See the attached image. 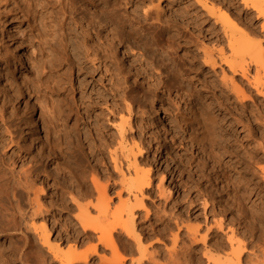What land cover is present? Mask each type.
Wrapping results in <instances>:
<instances>
[{"label":"rangeland","instance_id":"374dc122","mask_svg":"<svg viewBox=\"0 0 264 264\" xmlns=\"http://www.w3.org/2000/svg\"><path fill=\"white\" fill-rule=\"evenodd\" d=\"M190 1L193 2L194 0ZM219 1L224 3V8L232 3L231 0ZM33 2L36 3L35 0L32 2L10 0L7 4L9 6L12 5L19 11L26 3L33 4ZM146 3L151 6V3ZM180 3H182L181 0L153 1V5L158 4V10L164 18L175 9L180 8L182 6ZM235 5L237 9L239 7L243 11L239 0ZM82 6V9L87 14L94 10L92 6H84V4ZM195 6L193 4V9L196 8ZM37 8L43 10L42 15L45 11L50 12V7L45 10L40 9L38 5ZM232 9H234L232 10V17L238 18L242 11L236 8ZM199 11L202 17H207L203 9H199ZM248 11L250 14L244 19V22L254 28V32L249 34L248 38L251 37L254 41L260 40L261 46L264 48V30L260 28L263 19L255 18V12L252 10ZM29 16L27 20H20L19 17L13 19L2 16L0 18V174H2L0 176H4V180L3 177H0V184L5 181V176L14 177L15 179L17 174H20L23 169L32 164V160H38L40 165L39 175L32 180V185L34 186L30 190L28 202L25 197L21 199V201L24 200L25 204L20 202L22 209L27 214L25 220L28 223L35 220L36 223H34L36 225L45 220L47 228L49 226L50 243L64 238L63 242L65 243L63 244L62 242L64 249L73 240V234L71 236L69 229L74 227L77 230L76 233L80 232L77 233L78 237H75L76 240L78 239V247L83 243L79 249H85L96 243L95 237L98 235L99 230L88 231V234L92 236L90 235L91 239L87 238V240V234L84 236L85 233H82L80 223L75 220L73 215H84L87 213L89 217L94 218L96 221H101L96 226L99 224L101 226L102 223V227L106 228L110 225V220L112 219L110 212L118 204L119 198H127L126 191L122 190L120 186V175L113 167L110 154L112 152L114 154L115 151L119 152L118 142L116 143L119 140V133H116L118 132L117 126L121 115L126 113L124 109L129 103L132 110L131 118L133 119L130 118L131 130L129 129L125 132L126 144L129 147L132 144V140H135V138L138 140V137L143 136L144 133H146L145 136H148L149 140L146 139L142 147L145 150L144 158L149 162H143V160L139 161V163L143 172H146L149 168L147 163L151 162L153 164L151 166L152 169L149 171L150 174L152 173L153 186L151 190L146 192V197L143 199L144 205L149 209L150 217L144 218V209L135 210V227L141 242L139 241V244H136L137 242L134 239L124 233L121 236L123 239L121 237L118 239V246L120 245L119 255L125 258L123 264H137V261H141L144 264H215L207 261L203 252L207 249L210 250V252L208 251L209 254L215 258L219 257L220 260L229 259L231 254L228 253L231 252L228 251L238 245L237 243L230 245L226 242V235L231 233V229H235L237 240L245 246L244 252L240 256L239 261L242 262L240 263L264 264V171H262L264 167L261 168V166H264V158H256L255 161L257 159L258 161L252 165V170L246 168V161L238 156L244 150L242 149L244 145L241 146L240 144L241 142L245 144L243 137L245 130L240 123L233 121V117H235L245 122L246 117L244 115L247 112L254 113V117L252 114L253 126L257 127V132H254V139H256L255 142L260 141L263 145L264 137L261 136L264 135V97L257 94L251 86H248L245 92L251 96L242 100L240 97L241 101H239L244 102L242 107L238 105L236 110L226 113L224 110H216L215 106V113L219 116H224L226 125L235 130L230 138L237 137L236 141H226V143H223V147L214 149V153L217 156L216 159H210L207 156L208 150L206 151V149L202 148L201 151V148L186 141L184 137L182 139L181 130L176 128L170 131L169 127L173 121L171 116L172 109L175 110L178 106L181 109L186 107L191 103L193 97L196 100L198 99L199 104L203 100L202 105L205 106L208 105L206 103H209L212 106L218 94H228L226 91L222 92L220 86L212 87L209 82H219L220 67H224L223 65L215 67L213 71L208 66H204L202 70L196 69L188 63L191 59L190 52L195 51V47L189 46L187 36L191 35L192 40L194 36H198V41L201 40V43L209 48L214 47L217 49L220 44L208 38L205 32L199 30L200 27L187 25L184 20L179 21L180 23L178 22L175 26H170L169 30L171 33H177L180 28H185L183 30L190 33L181 37L183 40L180 41L178 46L177 44L160 41L159 44H153L152 47L156 49L158 56L165 59L169 68L179 69V66L181 67L179 80L174 83L173 78H169L166 81L175 86L170 93L165 92L164 88L161 87L156 94L147 96L143 92L144 85L153 82V78L149 76L150 72L155 71L154 69L156 68L157 73L167 79V70L160 69L156 65L147 72L139 71L138 69L142 68L139 65L140 62L135 61L136 63L128 64L125 61L126 59H124V55H122L125 47H121L118 44L116 47L117 58L120 62L124 59L122 62L124 65L123 70L127 72L128 76L127 81L122 86L132 91V94L137 99L142 100L141 110L143 112H141L140 108H136L137 103L129 97L122 100L118 96L112 97L103 93L99 98L97 93L102 90V74L92 72L89 68L90 63H86V66L83 65L80 69L73 67L66 51H56L53 47H48L45 38H39L38 33L44 31L46 25L42 28V21H40L38 16L35 18L32 17V14ZM48 19L43 21L45 23L48 22V29H51L54 38H56L58 33L64 32V30L58 28V24L61 23L60 18L55 16L50 21ZM212 22V18H209L208 25ZM158 23L159 25H164L163 22ZM219 25L221 24L217 23L216 29H219ZM244 26V24H241V28ZM130 28H136L139 31L142 29L138 23L131 24ZM40 39L44 44H38L42 42ZM65 41L80 44L79 39L73 37L69 38V40L65 39ZM89 42L91 43L92 39L87 38L85 45ZM224 44L225 42L221 43V45ZM129 48L131 49L128 50L126 46L128 51L132 50L131 54H135V57H139L138 55L142 52L141 48L135 45H131ZM23 51L27 56L22 57ZM199 54L200 58L202 53L199 51ZM142 58L144 59L145 57L142 56ZM185 61H188L187 64L182 65ZM224 69L226 73L230 74L226 67ZM249 71L250 76L255 73L253 65L249 66ZM261 74L263 72L259 73V75ZM262 77L264 76H259V80L263 79ZM260 81L263 83L264 79ZM93 98L94 101H92ZM115 103L120 104L121 107L123 106V110H116ZM135 108L139 110V113H135ZM260 115L262 116L261 119L258 118ZM34 120L40 125L39 129H33ZM11 136L12 141L9 140ZM228 136L227 134L226 137ZM159 141L163 147L156 150L155 146ZM255 142L253 144L258 149L259 146ZM253 144L251 143L249 147L254 146ZM238 145L240 146L237 147ZM24 153L27 155L21 158L20 156ZM122 164L125 165V162H122ZM123 168L125 169V166ZM220 169L226 170L232 177H238L241 184H239L241 187L239 193L235 194L226 185V182L220 176ZM127 175L125 177H128ZM92 178L97 180L98 186L93 185ZM40 186L43 190L38 192V200L40 204L42 203L41 206L46 205L43 210L46 208L49 210L47 211L46 209V213L43 211L39 213L40 215L37 214L35 217H31V212L28 211L29 209L31 210L30 202L32 200L31 207L36 204L35 200H33L34 192ZM104 186L109 199V214L107 217H102L97 207H95L99 197V190ZM245 189L248 190L246 191ZM119 190L121 195L123 194L120 197L116 194ZM8 192L9 194L11 193L9 189ZM16 196L12 198L13 201H16L15 198H18V194ZM71 197L76 199V203L72 202ZM203 200L205 203H203ZM13 201H11V204L7 200L4 201L8 212L14 211L16 202ZM133 201L134 199L131 197L130 203ZM78 204H81L82 207H85L86 204V207H88L87 211L78 212L77 210L81 209ZM246 207L251 208L250 211ZM250 212L253 213L251 214ZM216 224H220L221 230ZM186 225L199 226L197 237L207 234V227H212V230L208 231L209 234L205 245L200 241L196 244L189 241L185 234ZM214 225L216 226L214 227ZM164 226H168L167 228L170 230ZM61 227L65 230L62 231ZM250 232H253L252 236H250ZM18 234L11 238L1 234L0 249H5L10 239L21 244L20 234ZM174 234L178 235L176 240L173 241ZM35 239H37L35 243H40L37 237ZM212 243L214 244L212 245ZM99 247L97 254L91 255V258L87 261L89 262L88 264H99V256L103 255L109 258L111 255L109 249ZM24 248V252L34 249V247L25 246ZM3 259L4 256L1 251L0 264H25L18 259H15L12 263H6ZM221 264L233 263L227 260Z\"/></svg>","mask_w":264,"mask_h":264},{"label":"bare ground","instance_id":"6f19581e","mask_svg":"<svg viewBox=\"0 0 264 264\" xmlns=\"http://www.w3.org/2000/svg\"><path fill=\"white\" fill-rule=\"evenodd\" d=\"M9 1L10 0H0V18L2 16L13 19L19 17L20 20L23 19L27 20V17H30L29 16L30 14H32L33 18L38 16L40 21H42L41 27L43 28L46 25V29L42 32H39L38 36L39 38L41 37V39L42 38L46 39V43L48 44V47L49 46L53 47L54 49H56V51H60V50L66 51L68 55V59L70 63H72L73 67L80 69L86 63H90L89 68L92 70V72L94 71L96 73L98 72L102 74L101 75L103 76V81L101 84L102 90L101 91L99 90L100 92L97 93V96H99V98L103 95V93L109 94V96L111 95L112 97L118 96L122 100H124L126 97H129L132 99V101L134 100V102L137 103L136 108L137 109L140 108V110H141L142 100L137 99L135 95L132 94V91L127 90L126 87L122 86V84H124L128 78L127 72H124L123 70L124 65L122 62L124 61V59H126L125 61L128 64L133 63L135 61H138V63L140 62L139 65L142 66V68L141 69L139 68L138 70L142 71L143 73L145 71L147 72L148 70L153 69V67H155L156 65L160 69L167 70L166 71L167 79L164 78L165 76L162 77L159 73H157L156 68L154 69L155 71L150 72L149 76L150 78H153V82L152 83L149 82L150 84L144 85L143 93L145 96L156 94L157 90L161 87L164 88L165 92L170 93L172 89L175 88V86L174 84L171 85L166 81L169 78H173L174 83L178 82L177 80H179L181 67L179 66V69L169 68L167 63L165 62V59L161 56H158L156 49H154L152 45L153 44L157 45L159 44L160 41H166L169 44H177L178 46L180 41L183 40L181 37L189 35L190 33L186 30H183L185 28L181 29L180 28L181 26L178 27L180 29L179 31H177V33L174 34L170 32L169 30L170 26H175L179 21L184 20L186 21L187 25H195L196 27L197 26L200 27L199 29L200 31L205 32L206 36L208 35V38H210L211 40L213 39L215 42H218L220 46L217 49L214 47L211 48L206 47L204 44L201 43V40L198 41L199 39L198 36L196 37L194 36L192 40L191 35H189L187 36L188 37L187 43L189 44V46L191 45L194 46L195 51L190 52L191 59L190 62L188 61L187 62L196 69H200V70H202L204 66H208L213 71L214 68L217 66L223 65L224 67H226V70L229 71L230 74L228 72H227L228 74L225 72L224 67H220L221 75H219L220 78L219 82L212 83L213 81H209V80L208 81L210 82L212 87L220 86L221 91L222 92L226 91L228 92V94L227 95L218 94L216 97V101L212 104V106L209 105V103H206L208 105L205 106L202 105L203 100L202 102L200 100L201 104H199V102L197 101L198 99L196 100V98L193 97L191 94L193 98L190 104H188L186 107L182 109L179 106L176 107L175 110L172 109L173 111H171L172 112L171 116L173 117V121H172V125L169 127H170V131L175 130L176 128L178 130H181L183 135L182 139L184 137L186 141L190 142L196 147L201 148V151L202 148L206 149V151L208 150L207 156L210 159L217 158V156L214 153L215 148L223 147V143H226V141L237 140V137L230 138L231 135L234 134L235 130L232 129V127H230L229 125H226L224 116H219L217 113H215L214 110L215 106H216V110L217 109L219 111L224 110V112L226 113L236 110L238 105L242 107L244 102H240V101L245 98H250L251 96L249 94L247 95L245 92V89L248 86H251V88L254 89L257 94H260L264 97V82L261 83L260 81L263 80L264 77H262L263 79L259 80V76L261 75L264 76V48L261 46L262 44L260 43V40L254 41L252 40L251 37H250L251 39L248 38V35L254 32V28L248 23L244 22V19L247 18L248 14H250L248 10H252L253 12H255V18L263 19L262 23L260 24V28L264 30V0H239V3L242 4L241 5L242 8L241 7L240 8L243 9V11L240 10L238 7V9L242 11L240 12L241 15L240 16L238 15L239 16L238 18L236 17L233 18L234 16L232 17L233 14L232 10H234L232 8L237 9L235 3L238 0L236 1L231 0L232 3L228 4L226 8H224L225 7L223 5L224 3L219 0H194V1L192 0L193 2H191L190 0H181L182 3L180 4H182V6L180 8L175 9L172 13L167 15L166 18L162 17L161 13L159 12L158 4L153 5V1L156 2V0H35L36 3L35 2H33V4L26 3L24 6L21 7L19 11H17L16 8L12 7V5L9 6L7 4L9 3ZM24 1L32 2L34 0H30V1L24 0ZM146 2L151 3V6L148 5ZM83 4L84 6L85 5L92 6L94 10L91 13L88 12L89 14L85 13V11L82 9ZM193 4L196 5L195 6L196 8L194 9H193ZM38 5L40 6V9H45V10H47L50 7V12L48 13L45 11V13L42 15L43 10H39L37 8ZM126 5H128V7H126ZM199 9L200 10L203 9L205 11L207 15L206 18L205 16L204 17L201 16ZM245 10L246 12H244ZM193 12H195V14H193ZM55 16H57V18H60L61 23L58 24V28L64 30L63 33H58L56 38H54L51 29L50 28L48 29L49 27L48 22L45 23V21H43L47 18H49L48 20L50 21L52 20V17ZM209 18H212L213 22L208 25ZM158 22H163L164 25H159ZM133 23L140 24V27H142V29L139 31L136 28L135 29L130 28V25ZM217 23L221 24L219 25L220 26L219 29H216ZM239 23L244 24L245 26L241 28V24L239 25ZM63 35L65 36L63 37ZM71 37L75 39H79L80 44L71 43V42L69 43V41L68 42L65 41V39L69 40V38ZM87 38L92 39V42L91 43L89 42L88 44L85 45ZM41 39L40 41H42ZM42 42L38 44L39 45L44 44V42L43 43ZM222 42H225V44L221 45ZM118 44H120L121 47H125V49H123L122 55H124V59L122 62H120L119 59L117 58L116 47L118 46ZM131 45H135L138 48H141L142 52L140 53V55L137 54L139 57H135V54H131L132 50L128 51L129 49H131L129 48V46ZM126 46L128 50L126 49ZM199 51L202 53L200 58L198 56L200 55ZM24 56L27 55L23 51L22 57ZM142 56L145 58L141 59ZM187 62L185 61V63H182V65L187 64ZM252 65L254 66L255 73L252 74V76H250L249 66ZM135 68L137 69L136 66ZM262 72L263 74L259 75V73ZM210 84L208 83L209 86ZM92 101H94V98L92 99ZM114 105L117 108V109L115 108L116 110L118 109L123 110L122 108L123 106L121 107L120 104H119L120 108L118 103H115ZM136 108H135L136 111L135 110L133 111H135V113L137 114L139 113L138 112L139 110H137ZM124 111L126 112L125 113L126 115L125 114L121 115L119 119L120 122L117 126L118 132H116L119 133L118 135L119 140L116 141V143L118 142L117 145L119 146L120 150L118 149L119 152L115 151L114 154L112 152L110 154L111 155L110 157L114 169L120 175V181H119L120 186L122 190L126 191L128 196L126 199L119 198L118 204L115 205L113 210H111L110 212V215H112L111 217L112 219L110 220V225L106 228L102 227L103 226L102 223L101 226L100 224L96 226L101 221L100 220L96 221L94 218L89 217L87 213H85L84 215H76V216L73 215L75 220L80 223V226L82 228V233H85L84 236H86L87 234L86 239L87 238L91 239L90 237L91 234H88V231L91 232V230H99V232L97 231L98 235L95 237L96 243L90 245V247H87L85 249H79L83 245V243L78 247V241H77L78 239L76 240L75 237L77 236V233L80 232L76 233L77 230L74 227L69 229L71 232L70 233L71 236L73 234L72 237L73 240L71 241V244H69L64 249L63 248L64 245H62L64 238H62L61 240H56L54 243H50L49 231H48L49 226L47 228L44 222L45 220L41 219L42 222L38 225L35 224L36 223L35 220H34L35 223L34 222L28 223L25 220L27 214L24 211V209H22L20 202H24V200L21 201L23 197H25L26 200L27 199L29 200L28 196L30 195V190L34 186L32 185L33 182L32 180L33 178H36L39 175V168H40V165L38 164V160L37 161L32 160L31 162L32 164H30L31 166L28 165L29 167L23 169V171H21L20 174H17V177H15V179L14 177L10 178L8 176H5V181L0 184V235L4 234L6 235V237L11 238L12 236H16V234L19 233L21 238V244H18L17 241L14 242L9 238L10 240L8 241V245L6 246V248L0 249V252L2 251L4 256L3 259L4 262L12 263V261L18 259L24 262L25 264H46V262H48V264H52V263L53 264H81V263L88 264L89 262L87 261L91 258V255L97 254L98 247L100 246L102 247V249H109L111 251V255L109 256V258H106L103 255L99 256V260H98L99 264L124 263L125 258L119 255L120 245L118 246V239L124 233L128 237L134 239L135 242H137L136 244H139L140 238H139V234L136 232L137 230L135 227V222H136L135 210L144 209V218L147 219L150 217L149 209L146 208V206L144 205L143 199L146 197V192L151 190L152 189L151 187L153 186L151 179L152 173L150 174L149 172L152 169L151 166L153 164L151 162L147 163L149 165V168L146 172H143L140 169L141 164L139 163V161H143V160H144L143 162L148 161L146 160V158H144L145 150L143 149L142 144L146 141V139L149 140V138H147L148 136H145L146 133H144L143 136L138 137V140H136V138L135 140L131 139L132 141L131 140L130 141L132 144L130 143L131 145L127 147L126 144L127 139L125 132L128 131L129 129L131 130L132 128V126L130 125L132 110L129 103L126 105ZM141 112L143 111L141 110ZM252 114L254 117L255 114L254 113ZM252 114L251 112L250 113L247 112L244 115L246 117L245 122L241 121L238 118L233 117V121L235 123H240L242 128L245 130L244 131L245 134L243 136L245 140V144H243V142H241L240 144L241 146L244 145V148H242L244 150L243 152L241 151L242 154L241 155L238 154V156L240 159L243 158L246 161L245 162L247 163L246 168L248 170L249 169L252 170L251 169L252 165L256 161H258V159L255 161L256 158H261V159L264 158V144L262 145L261 144L262 142L260 141L255 142L256 139H254V132L255 131L257 132V127L253 126ZM239 117L242 118L241 116ZM258 118L261 119L262 116L260 115ZM39 127L40 125L37 123L36 120H34L33 129H39ZM227 134L229 135L228 137H226ZM261 137H264V135H262ZM9 140L12 141V136L9 138ZM253 142H255L256 145L259 146L258 147L259 150L256 149V146L253 144ZM251 143L254 146L249 147ZM240 145H238L237 147H239ZM160 146H161V142L159 141L155 146V149L159 150L163 147ZM258 152L261 155H259ZM26 155L27 154L24 153L20 157L22 158ZM122 162H125V165H123ZM123 166H125L126 170L123 168ZM262 167L264 166H261V168ZM262 171L264 170L262 169ZM220 172H221L220 176L226 182V185L230 187L235 194L239 193V190L241 189L240 187L241 184L238 177H232V175H230L229 173L226 172V170L223 169ZM126 174H128L127 175L128 177H125ZM2 177L4 180V176ZM95 178L94 179L92 178L93 179L92 183L94 186H98L96 183L97 180ZM98 184L102 185L100 183ZM8 189L11 191L10 194L8 192ZM105 189L106 188L104 186L99 190V197L95 204V207H97L98 212L102 217H107V215L109 214V210H108L109 199L105 192ZM42 190L43 189L40 186L34 192L35 195L33 200H35L34 202H36V204L33 205L36 207L34 209H33L34 206L31 207L32 204L31 203L32 200H31L30 202L31 210L30 209L28 210L31 212L30 213L31 217L33 216L35 217V215L43 211L44 213H46L49 210L47 208H46L47 211L45 208H44L45 210H43V207H45L46 205L41 206L42 203L40 204L38 200V192H41ZM245 190L247 191L248 189ZM17 194H18V198H15L16 201H13L12 198L17 197L16 196ZM116 194L118 197H120L121 191L120 190L117 191ZM131 197L134 199L132 203H130ZM6 200L10 204L11 201L16 202L14 205L13 212H8L7 205H5L4 203V201ZM71 200L73 203H76V199L74 197H71ZM203 203H205L204 200ZM78 205L79 207L81 206V204ZM87 209L88 207H86L85 204V207L81 206V209H78L77 211L82 213V210L86 212ZM247 209L248 211H250L251 208L249 209L248 207ZM88 212L89 214L91 213L90 210ZM28 218L30 219V217ZM39 218L41 217L39 216ZM220 224H216L219 230H221ZM216 225H214V227ZM211 226L207 227V232H206L207 234L201 235L200 237L198 236L199 237L198 238L196 235L197 232L199 231L198 230L199 226L186 225L185 226L186 237H188L189 241L193 244H196L200 241L205 245L209 234L208 231L212 230ZM63 230L65 229L62 228V231ZM234 230L231 229L230 231L231 233L230 234L228 233L229 235L228 234L226 235V242L230 245L233 243H237L238 245L237 247L232 246L234 247L233 249H231L232 251L231 250L228 251L231 252L228 253L231 254V257L227 260L231 261V263L233 264H241L242 262L239 260L241 258L240 256L244 252L245 246L243 243H240L237 240L236 237L237 234L235 235ZM177 235L178 234L173 235V241L176 240ZM252 235L253 232L251 233L250 236ZM36 237L40 241V243L38 244L35 243V240L37 241V239H35ZM64 243L65 242H63V244ZM213 244L214 243H212V245ZM24 246L31 248L34 247V249H29L30 251L24 252L25 249ZM208 251L210 252V250L206 249L203 252V255L205 256L207 261L213 262L215 264H221L222 262L227 261V260H220L219 257L218 258L213 257L211 254H209ZM142 263L143 262L141 261H137V264H142Z\"/></svg>","mask_w":264,"mask_h":264}]
</instances>
